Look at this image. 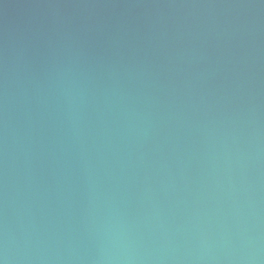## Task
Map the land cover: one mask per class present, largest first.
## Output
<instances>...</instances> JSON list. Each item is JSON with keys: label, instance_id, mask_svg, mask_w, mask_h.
I'll return each instance as SVG.
<instances>
[{"label": "water", "instance_id": "water-1", "mask_svg": "<svg viewBox=\"0 0 264 264\" xmlns=\"http://www.w3.org/2000/svg\"><path fill=\"white\" fill-rule=\"evenodd\" d=\"M0 264H264V0H0Z\"/></svg>", "mask_w": 264, "mask_h": 264}]
</instances>
